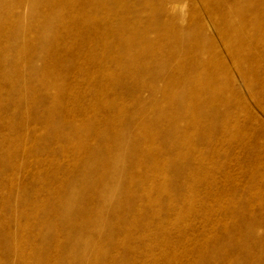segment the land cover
<instances>
[{"label": "rangeland", "instance_id": "rangeland-1", "mask_svg": "<svg viewBox=\"0 0 264 264\" xmlns=\"http://www.w3.org/2000/svg\"><path fill=\"white\" fill-rule=\"evenodd\" d=\"M253 1L0 0V264H264Z\"/></svg>", "mask_w": 264, "mask_h": 264}, {"label": "bare ground", "instance_id": "bare-ground-1", "mask_svg": "<svg viewBox=\"0 0 264 264\" xmlns=\"http://www.w3.org/2000/svg\"><path fill=\"white\" fill-rule=\"evenodd\" d=\"M2 5V4H1ZM245 7L251 9V10H259V9H262L264 8V0H255L253 2H250L249 4H246ZM0 9H4V6H2ZM209 14H211V16L214 18V19H221V15H219L217 13V11L215 10H210ZM222 20V19H221ZM169 58H171L169 56ZM90 206V205H89ZM88 206V207H89Z\"/></svg>", "mask_w": 264, "mask_h": 264}]
</instances>
